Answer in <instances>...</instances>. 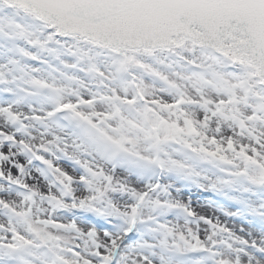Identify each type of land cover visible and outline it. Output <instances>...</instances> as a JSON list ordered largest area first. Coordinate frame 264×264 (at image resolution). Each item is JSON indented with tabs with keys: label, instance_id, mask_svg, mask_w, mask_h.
<instances>
[{
	"label": "snow or ice",
	"instance_id": "obj_1",
	"mask_svg": "<svg viewBox=\"0 0 264 264\" xmlns=\"http://www.w3.org/2000/svg\"><path fill=\"white\" fill-rule=\"evenodd\" d=\"M0 264H264V0H0Z\"/></svg>",
	"mask_w": 264,
	"mask_h": 264
},
{
	"label": "rangeland",
	"instance_id": "obj_2",
	"mask_svg": "<svg viewBox=\"0 0 264 264\" xmlns=\"http://www.w3.org/2000/svg\"><path fill=\"white\" fill-rule=\"evenodd\" d=\"M187 195H191V198L194 203V207H196L197 211H200L201 213H206L208 215L215 214L217 216H220L222 220H225V217H223L217 209H214L213 207L208 206L209 203H206V197L204 196L207 195L208 197L209 196L211 197L212 195L210 193H207V192L201 193L197 189H192L191 192L188 193ZM187 195L185 196L186 199H187ZM228 222L234 223L232 221H228Z\"/></svg>",
	"mask_w": 264,
	"mask_h": 264
}]
</instances>
